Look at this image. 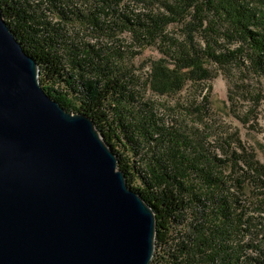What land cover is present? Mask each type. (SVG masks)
<instances>
[{
    "label": "trees",
    "instance_id": "16d2710c",
    "mask_svg": "<svg viewBox=\"0 0 264 264\" xmlns=\"http://www.w3.org/2000/svg\"><path fill=\"white\" fill-rule=\"evenodd\" d=\"M0 5L45 91L93 119L128 185L153 207L150 264H264V163L237 131L219 125L214 135L208 83L224 75L248 125L264 101V0ZM150 48L160 58L139 73L136 59Z\"/></svg>",
    "mask_w": 264,
    "mask_h": 264
},
{
    "label": "water",
    "instance_id": "95a60500",
    "mask_svg": "<svg viewBox=\"0 0 264 264\" xmlns=\"http://www.w3.org/2000/svg\"><path fill=\"white\" fill-rule=\"evenodd\" d=\"M156 228L93 119L42 87L0 5V264H150Z\"/></svg>",
    "mask_w": 264,
    "mask_h": 264
},
{
    "label": "rangeland",
    "instance_id": "374dc122",
    "mask_svg": "<svg viewBox=\"0 0 264 264\" xmlns=\"http://www.w3.org/2000/svg\"><path fill=\"white\" fill-rule=\"evenodd\" d=\"M160 58L159 53L154 49H147L136 59V68L139 73H149L151 70V65ZM215 72V71H214ZM215 76L209 80L208 83L211 84V91L209 95V101L211 108L216 119L215 123V133L214 135L221 136L223 131L219 128V125H224L229 127L231 130L237 131L240 139L252 146L257 154V157L261 162L264 163V101L257 108L254 117L251 116L248 125H243L235 116L238 112V107H232L231 102L228 98V81L223 74L218 72L214 74ZM190 91L189 85H186L181 94H177L175 97L180 98L182 95L187 94ZM153 95L159 96L161 99L174 101V98L165 93L159 94L158 92H152ZM176 99V98H175ZM238 104V103H237ZM246 102L242 103L239 107L243 108ZM257 114V116H256ZM212 126V125H211ZM158 248H155V251Z\"/></svg>",
    "mask_w": 264,
    "mask_h": 264
}]
</instances>
